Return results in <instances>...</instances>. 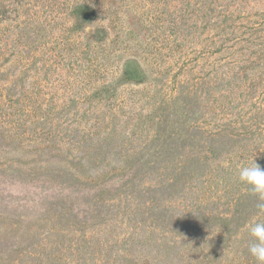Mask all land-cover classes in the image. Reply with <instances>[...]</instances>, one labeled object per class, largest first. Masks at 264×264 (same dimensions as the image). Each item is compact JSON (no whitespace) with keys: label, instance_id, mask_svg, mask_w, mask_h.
<instances>
[{"label":"rangeland","instance_id":"rangeland-1","mask_svg":"<svg viewBox=\"0 0 264 264\" xmlns=\"http://www.w3.org/2000/svg\"><path fill=\"white\" fill-rule=\"evenodd\" d=\"M264 0H0V264H257Z\"/></svg>","mask_w":264,"mask_h":264},{"label":"clouds","instance_id":"clouds-1","mask_svg":"<svg viewBox=\"0 0 264 264\" xmlns=\"http://www.w3.org/2000/svg\"><path fill=\"white\" fill-rule=\"evenodd\" d=\"M239 181L247 185L257 196V209L264 211V168L255 161L251 165L239 168ZM252 238L248 246L249 254L255 258L257 264H264V222H255L248 227Z\"/></svg>","mask_w":264,"mask_h":264}]
</instances>
